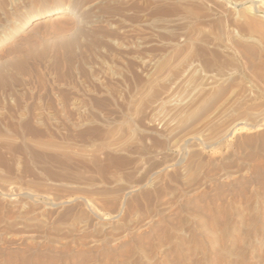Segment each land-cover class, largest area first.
Returning <instances> with one entry per match:
<instances>
[{"label":"rangeland","instance_id":"obj_1","mask_svg":"<svg viewBox=\"0 0 264 264\" xmlns=\"http://www.w3.org/2000/svg\"><path fill=\"white\" fill-rule=\"evenodd\" d=\"M254 4L0 0V264H264Z\"/></svg>","mask_w":264,"mask_h":264},{"label":"bare ground","instance_id":"obj_2","mask_svg":"<svg viewBox=\"0 0 264 264\" xmlns=\"http://www.w3.org/2000/svg\"><path fill=\"white\" fill-rule=\"evenodd\" d=\"M243 2H251L252 4L255 3L257 5V9L259 12H261L264 15V0H242ZM240 2V1H239ZM237 4V3H236ZM254 4V5H255ZM52 14V21L53 22H66V21H70L75 17H78L80 15V11L75 8V7H69L67 8L65 11H48L42 14H39V16L37 18H35V24H38L40 22H43L45 20H47L48 15ZM73 36V35H70ZM62 46L65 45L66 48H69L70 45H73V43H75V37H69L66 39L64 38L63 42H61ZM129 190L127 192H131L133 191V188H128ZM99 215V214H97ZM97 219V223L101 224V226L106 225L109 222L110 219H108L107 217H103V216H96Z\"/></svg>","mask_w":264,"mask_h":264}]
</instances>
